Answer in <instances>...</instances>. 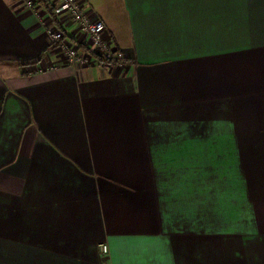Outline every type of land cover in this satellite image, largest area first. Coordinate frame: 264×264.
<instances>
[{"label": "crops", "instance_id": "1", "mask_svg": "<svg viewBox=\"0 0 264 264\" xmlns=\"http://www.w3.org/2000/svg\"><path fill=\"white\" fill-rule=\"evenodd\" d=\"M80 1L129 66L0 0V264H264V0Z\"/></svg>", "mask_w": 264, "mask_h": 264}, {"label": "built area", "instance_id": "2", "mask_svg": "<svg viewBox=\"0 0 264 264\" xmlns=\"http://www.w3.org/2000/svg\"><path fill=\"white\" fill-rule=\"evenodd\" d=\"M49 1L55 7L57 18L61 16L68 17L75 26L76 33L84 39L83 43L87 42L86 45L89 51L86 52L79 49L80 44L73 42L74 40L68 37L62 29H58L52 23L46 29L50 45L54 47V50L60 52L69 66L73 68L91 66L97 62L94 56L112 61L111 65L113 66L124 67L130 65L129 60L113 46L112 41L105 35L104 24L89 16L80 0ZM21 2L25 8L32 11L37 17H41V20L47 16L35 0H21ZM48 19H50L49 16L43 20L44 23ZM101 248L103 252L106 251V246Z\"/></svg>", "mask_w": 264, "mask_h": 264}, {"label": "trees", "instance_id": "3", "mask_svg": "<svg viewBox=\"0 0 264 264\" xmlns=\"http://www.w3.org/2000/svg\"><path fill=\"white\" fill-rule=\"evenodd\" d=\"M35 2L40 8H42L45 14L50 17L52 24L56 26L58 29H60L58 18L55 13V7L50 3V1L49 0H35ZM78 47L79 49L83 51H86V52L89 51L85 44H80ZM94 59H96L98 64H112V61L108 59H102L97 56H94ZM37 62H39V60H37L35 63Z\"/></svg>", "mask_w": 264, "mask_h": 264}, {"label": "rangeland", "instance_id": "4", "mask_svg": "<svg viewBox=\"0 0 264 264\" xmlns=\"http://www.w3.org/2000/svg\"><path fill=\"white\" fill-rule=\"evenodd\" d=\"M53 47V46H52ZM54 48V47H53ZM236 71V70H235Z\"/></svg>", "mask_w": 264, "mask_h": 264}]
</instances>
